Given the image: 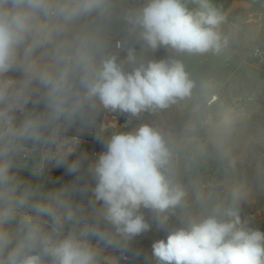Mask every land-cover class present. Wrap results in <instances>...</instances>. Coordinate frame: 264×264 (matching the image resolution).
<instances>
[{
    "label": "clouds",
    "instance_id": "1",
    "mask_svg": "<svg viewBox=\"0 0 264 264\" xmlns=\"http://www.w3.org/2000/svg\"><path fill=\"white\" fill-rule=\"evenodd\" d=\"M194 2L0 0V264H119L107 250L130 251L153 222L167 230L151 245L153 264H264V231L241 214L247 181L226 177L222 197L193 184L200 214L181 217L189 191L171 128L100 127L98 157L84 170L82 158L68 162L79 144L68 130L94 125L102 111L139 117L192 99L185 64L150 54L222 50L225 16L210 0ZM199 87L207 100L210 86ZM28 161L34 176L54 163L76 182L44 191L18 175ZM255 175L264 181V160Z\"/></svg>",
    "mask_w": 264,
    "mask_h": 264
},
{
    "label": "rangeland",
    "instance_id": "2",
    "mask_svg": "<svg viewBox=\"0 0 264 264\" xmlns=\"http://www.w3.org/2000/svg\"><path fill=\"white\" fill-rule=\"evenodd\" d=\"M179 54L175 52L173 58L177 59ZM187 56L180 60L187 61L186 71L197 83L191 100L158 114L131 117L118 113L132 120L129 130L141 123L162 124L172 130L179 128L180 166L189 191V206L193 204V184L215 185L222 197L226 177L247 181L252 194L241 204V214L250 217L252 225L264 231V181L255 175L257 162L264 160V91L253 90L249 84L224 81L225 76L219 79L210 72L206 54ZM150 57L160 59L166 57V53L159 50ZM201 84L210 86L209 94H217L218 99L212 105H206ZM92 127L89 126V130ZM110 133L107 131L105 135ZM188 212V216L196 215L194 208L187 209ZM186 216L182 213V217Z\"/></svg>",
    "mask_w": 264,
    "mask_h": 264
},
{
    "label": "crops",
    "instance_id": "3",
    "mask_svg": "<svg viewBox=\"0 0 264 264\" xmlns=\"http://www.w3.org/2000/svg\"><path fill=\"white\" fill-rule=\"evenodd\" d=\"M188 1L193 5L194 9L198 6L194 0ZM210 2L225 16V21L217 30L221 33L222 39L226 40L219 53H206L205 60L210 66V72L219 77V79L225 76L223 78L224 81L233 80V82L249 84L253 90L264 91V67L255 63L252 57L253 47L264 45V9L260 7L261 4H264V0H210ZM159 50L164 49L161 48ZM172 53L175 56V52L172 51ZM186 57L188 58L189 56L184 53L176 56L179 60H184ZM183 60L182 62L186 66L187 61ZM209 96L210 94L207 99ZM88 132L89 126L81 129L77 124L70 128L67 134L87 136ZM75 159L77 158L69 157L68 162L71 163ZM33 163V161H28L18 175L26 182L40 184L44 191L58 189L64 185H72L76 182V174L69 173L66 166H56L54 163L46 164L42 174L34 176L31 171ZM87 165L83 161L82 170L86 169ZM74 200L86 203L87 197H81L77 194L74 196ZM192 208L195 209L196 215L200 214V210L194 204L188 206V209ZM189 213L186 212V215L188 216ZM180 215L182 217V213ZM163 234L167 235L166 228L153 222L151 231L135 238L131 242V250L127 253L132 258V261L125 263L118 259L119 264H153L150 256L151 245L156 240L165 239L166 237H162ZM136 253L139 254L136 255ZM107 255L117 257L114 252L110 251H107Z\"/></svg>",
    "mask_w": 264,
    "mask_h": 264
},
{
    "label": "built area",
    "instance_id": "4",
    "mask_svg": "<svg viewBox=\"0 0 264 264\" xmlns=\"http://www.w3.org/2000/svg\"><path fill=\"white\" fill-rule=\"evenodd\" d=\"M124 2L131 7L140 6L146 2V0H124ZM187 7L190 9H194L193 5L188 1L184 0ZM260 7L264 9V4H261ZM120 32L119 27L116 30V36L119 38ZM165 51V50H164ZM166 57H172V51H165ZM252 57L254 61L259 65L264 67V45H256L252 49ZM218 96L216 93H211L209 98L206 101V105H212L216 102ZM131 119L128 117L121 116L118 112L111 113L102 111L96 120V123L93 127L89 130L87 136H80L76 134H68L70 136H78L79 144L77 145L76 152L70 156L71 158H82L87 164L91 162L93 159L97 158L99 153L103 151L102 144L97 140V134L100 127H105L107 131H117V130H129L131 125ZM106 131V132H107ZM71 184V183H69ZM94 244L96 243L95 240L92 241ZM107 251L114 252L117 258L121 262L130 263L132 258L126 252L121 254L118 250L108 249Z\"/></svg>",
    "mask_w": 264,
    "mask_h": 264
},
{
    "label": "trees",
    "instance_id": "5",
    "mask_svg": "<svg viewBox=\"0 0 264 264\" xmlns=\"http://www.w3.org/2000/svg\"><path fill=\"white\" fill-rule=\"evenodd\" d=\"M192 78V77H191ZM192 79H194V78H192ZM173 131L175 132V134L177 135L178 133H179V128H177V129H173ZM263 227H264V223H263Z\"/></svg>",
    "mask_w": 264,
    "mask_h": 264
}]
</instances>
